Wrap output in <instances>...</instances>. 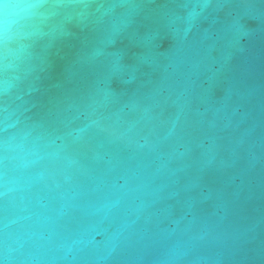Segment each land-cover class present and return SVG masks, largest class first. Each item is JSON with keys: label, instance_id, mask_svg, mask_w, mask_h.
I'll return each mask as SVG.
<instances>
[{"label": "water", "instance_id": "obj_1", "mask_svg": "<svg viewBox=\"0 0 264 264\" xmlns=\"http://www.w3.org/2000/svg\"><path fill=\"white\" fill-rule=\"evenodd\" d=\"M55 2L0 0V264H264V0Z\"/></svg>", "mask_w": 264, "mask_h": 264}, {"label": "clouds", "instance_id": "obj_2", "mask_svg": "<svg viewBox=\"0 0 264 264\" xmlns=\"http://www.w3.org/2000/svg\"><path fill=\"white\" fill-rule=\"evenodd\" d=\"M47 0H41V3L39 4H19V5H12V4H3V9H4V15L6 18L8 17H15L17 13L14 11L17 8H23V9H32V8H37L43 6L44 3H46ZM63 3V0H56L54 4L51 5V7H59ZM23 18V17H21ZM5 40L10 39L9 36L5 35L4 36Z\"/></svg>", "mask_w": 264, "mask_h": 264}]
</instances>
